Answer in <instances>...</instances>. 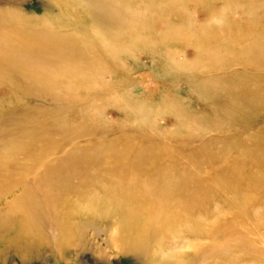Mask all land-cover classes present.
I'll return each instance as SVG.
<instances>
[{
    "label": "rangeland",
    "instance_id": "1",
    "mask_svg": "<svg viewBox=\"0 0 264 264\" xmlns=\"http://www.w3.org/2000/svg\"><path fill=\"white\" fill-rule=\"evenodd\" d=\"M258 9L0 0V264H177L160 259L181 251L190 264L238 235L257 253L237 245L206 264H264ZM174 170L189 178L171 184L183 200L155 212L137 185L162 189ZM44 193L61 200L48 207ZM204 210L215 217L203 225Z\"/></svg>",
    "mask_w": 264,
    "mask_h": 264
},
{
    "label": "bare ground",
    "instance_id": "2",
    "mask_svg": "<svg viewBox=\"0 0 264 264\" xmlns=\"http://www.w3.org/2000/svg\"><path fill=\"white\" fill-rule=\"evenodd\" d=\"M251 10V9H250ZM241 13H243V14H245L246 13V9L244 8V9H241ZM252 13H254V12H252ZM257 13H260L259 15H257L256 16V14H255V19H253V20H251V22L250 23H248V24H251V25H253V26H261V25H263L264 24V10H260V9H258V11H257ZM247 14V16H246V19H247V17H248V15L250 16V13L248 14V13H246ZM256 19H257V22H255L256 21ZM166 32V31H165ZM247 52H245V54H246ZM218 55V54H217ZM150 152V151H149ZM154 157V156H153ZM61 168H64L63 166L62 167H60V169ZM60 169H59V172H60ZM158 169V168H157ZM62 170V169H61ZM156 170V169H155ZM191 170V169H190ZM175 171V170H174ZM174 171H171V172H173L172 174H170V175H168V176H166V177H164V178H162V180L164 181V185H163V188L161 189V188H159V183H155V182H153L150 186L147 184V183H144V184H138L137 186V188H138V192H137V196H140V195H145V197H147V198H150V196L152 195L153 197H155L156 198V200H157V202L158 203H160L159 204V206L157 207V209H156V211L155 212H158V211H161V212H163V211H165L166 210V208L168 207V206H170V208H167V209H172V208H174L175 206H174V204H171L170 203V201L171 200H177V201H172L173 203H175V205H179V203L178 202H180L181 200H183V195L182 196H180V197H177L176 195H175V191L178 189L176 186H174V187H172L171 186V184L172 183H176V182H178V181H188V177L186 176V174H185V172H181V173H179V174H177L176 173V171L174 172ZM177 171H178V169H177ZM59 172H57V173H53V175H56V174H58ZM165 172V171H164ZM179 172V171H178ZM197 172V171H196ZM170 173V172H169ZM159 174H160V172H159ZM162 174V173H161ZM168 174V173H167ZM257 177V176H256ZM47 181V183L46 184H48V186L51 188V186H52V188L55 190V191H57V188H55L54 187V185H53V182H54V180H52V176L50 177V178H48V180H46ZM112 181H114V180H112ZM112 181H110V182H112ZM264 182V180L263 179H255L254 180V182L251 184V187H253V188H256V187H259L262 183ZM130 184H129V182H127V183H120L119 185H118V189L119 190H122V192H123V194H126V190H130V186H129ZM47 186V185H46ZM53 193H54V191H53ZM55 195V196H54ZM54 195H48L47 193H44V195L42 196L44 199H45V202H46V205H48V207H50V205L52 204V200H57V201H59V200H61V194H58V193H56V194H54ZM205 194H203L202 195V193L200 194V196H199V201L200 202H202L203 203V200L205 199ZM55 197V198H54ZM133 197H135L134 195H133ZM174 198V199H173ZM32 200H34L33 199V197H32ZM62 202V201H61ZM60 203V202H59ZM185 204H187L186 202H184ZM182 204V205H185V204ZM129 204V203H128ZM196 204V203H195ZM172 205V206H171ZM202 204H200V206H201ZM185 207H187V206H185ZM35 208V207H34ZM37 208V207H36ZM191 209V208H190ZM127 210H128V208H127ZM129 211V210H128ZM130 212H134V211H132V210H130ZM202 212H204V216H199L197 219H196V222H199V224L201 223V224H206V220H207V222H211L212 221V218H214L215 216L214 215H212L211 216V213L210 212H207L208 214H207V216H206V211L204 210V211H202ZM210 213V214H209ZM179 214H181V213H179ZM185 217V216H184ZM182 219V218H181ZM181 221V220H180ZM183 222V221H182ZM205 222V223H204ZM177 223V222H176ZM246 228V227H245ZM263 238H264V236H262ZM221 239L223 240V239H226V237H221ZM233 241V242H232ZM224 242H228L227 244H224L223 245V247H216V246H212V247H210V251L209 252H206V246L205 247H203V248H201V250L199 249L197 252H192V253H194L193 255L195 256L194 258H192V256H190V259H192V260H190V264H201L200 262H204V263H202V264H206V254H207V258L208 257H210V256H208V255H210V254H212V256H214V258H216V257H220V256H223L224 254L225 255H230L231 254V252H232V249L233 248H236V246L238 245L237 243H239V244H241L240 242V237H239V235L238 236H236L234 239H232L231 241L229 240V241H226V240H224ZM213 243V242H212ZM203 246V245H202ZM241 246V245H240ZM239 245H238V248L240 247ZM228 247V248H227ZM242 247V246H241ZM239 248V249H242L241 251H246V253L247 252H249V251H251V252H253V253H257L256 252V250H254V249H252V248H250V247H248V248H246V249H243V248ZM190 247H187L186 248V250L187 251H189V250H191V249H189ZM181 252H183L184 254L183 255H176V254H174V255H170V256H165V258H161L160 259V262L161 261H163V260H167V259H169L170 261H174V259L173 258H177V260H179V259H181L182 260V257L185 255V251H181ZM164 253V252H163ZM245 253V252H244ZM245 253V254H246ZM163 256H164V254H162ZM189 255H191V254H189ZM163 259V260H162ZM176 260V261H177ZM177 261V264H183L182 263V261Z\"/></svg>",
    "mask_w": 264,
    "mask_h": 264
}]
</instances>
